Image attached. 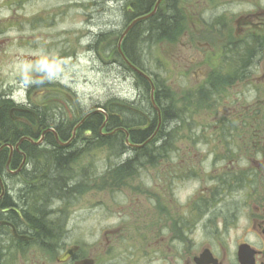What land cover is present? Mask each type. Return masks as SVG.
<instances>
[{
  "label": "rangeland",
  "instance_id": "rangeland-1",
  "mask_svg": "<svg viewBox=\"0 0 264 264\" xmlns=\"http://www.w3.org/2000/svg\"><path fill=\"white\" fill-rule=\"evenodd\" d=\"M262 1L181 0L180 7L186 18L184 31L178 32L174 40L139 47L148 70L158 79L163 76L165 83L171 87L172 92L168 95L174 98L175 105L190 113V117L186 113L187 117L178 127L179 131H176L180 135L176 142L178 157L172 160L170 155V161L162 160L158 166L148 169L141 165L135 167L137 175H128L133 177L125 181L122 176L120 182L115 184L111 182L115 176L109 172V168L125 160L130 152L120 155L121 153L112 151L107 146L84 147L81 143L69 149L70 154L72 153L70 168L66 170L64 177L59 178L63 183L70 180L68 185L74 180L68 188V205H64L65 194L54 198L52 202L51 199L48 201L49 208L65 206V212L68 211V240H79L82 237L95 240L105 226L121 227L118 229L121 239L134 241L138 260L147 255L148 246L143 241L145 224L149 223L150 227V224L158 221V217H162L163 211L160 212L158 208L159 201L165 200L169 213L172 214L175 203L168 197L169 193L164 196V189L160 186L158 189L148 190L143 181L149 180L153 175L156 178L175 176L180 162L183 166L185 163L196 167L202 173L199 179H187L180 183L179 197L170 195L181 208L177 207L178 215H173L180 222L187 219L193 221L192 210L198 200L190 205L187 200L196 186L200 188V192L206 191L200 196L207 199L208 189L213 186L211 176L207 178L208 173H219L223 169L221 162L215 160L216 149L218 146L223 148L224 142L222 135L218 134L219 125L227 116L226 103L223 106L220 104L237 88H226L217 97L219 105H204L209 110L200 111L193 106L195 103L190 92L196 93L209 79L211 68L219 63V51H222L224 45L228 41L240 42L242 34L238 19L241 11L252 5L258 7ZM132 4L133 0L130 5ZM127 5L128 0H0V32L5 31L0 34V90L4 85L21 84L19 92L27 95V90L36 82L35 77L47 78L59 84L50 86V93L56 100L55 109L74 116L78 113L85 114L99 103L106 105L114 98L121 99V102L139 101L140 105H147L140 100L139 88L133 76L114 61V55H106L105 41L97 45V51L91 46L98 33H118L123 30ZM117 42L118 39L115 40V45L112 43L113 48L116 46L117 49ZM217 77L223 76L217 74ZM34 94L39 95L38 90ZM218 109L220 111L217 113ZM171 110L174 111V108ZM116 116L120 119L123 117L122 114ZM193 128L197 132L192 135L190 131ZM230 138L240 152V128ZM74 157L76 158L73 159ZM46 172L49 173L48 170ZM183 174L186 175L185 171ZM88 179H91L90 183L82 188L74 184L75 180L86 183ZM45 183L41 181V184ZM137 185L140 187H136ZM164 185L167 192V185ZM246 196L248 202L245 201V206ZM170 201L174 204H170ZM256 203V196L245 193L241 187H234L219 195L218 200H214L209 207L208 213H200L201 223L210 222L209 219L215 223L213 227L218 235L213 243L214 249L217 255L226 258L228 263L225 261V264H233L239 240L247 237L257 242V237H262V231L248 226V213H255L253 207ZM151 206L155 207L154 218L150 217L154 222H147ZM136 216L138 221H134ZM128 217L131 218L125 221ZM228 221L229 230L225 233L224 224ZM46 228L50 232H57L52 227ZM192 238L196 242V250L201 251L210 245L197 233ZM6 248V256L15 261L13 264H28L27 259H39L37 264H43L48 258L36 248L18 250L10 245Z\"/></svg>",
  "mask_w": 264,
  "mask_h": 264
},
{
  "label": "flooded vegetation",
  "instance_id": "flooded-vegetation-1",
  "mask_svg": "<svg viewBox=\"0 0 264 264\" xmlns=\"http://www.w3.org/2000/svg\"><path fill=\"white\" fill-rule=\"evenodd\" d=\"M241 13L238 23L241 24L242 38L240 42H236L240 43V46H234V42L230 41L224 45L222 51H219L221 55L219 63L211 68L209 79L191 96L195 104H202H193L200 111L204 105H219L217 97L226 88L230 86L237 88L228 95L227 99H224L226 102L223 100L220 104L223 106L226 103L227 116L219 125L218 134L222 135L224 142L222 143L223 148L217 147L215 160L221 162L223 169L219 173L212 171L208 173L207 178L209 179V175L211 176L213 186L209 187L207 195L208 198L217 199L219 195L227 193L229 189L241 187L245 193L256 196L257 203L253 207L255 213H248L250 220L248 226L254 230L262 231V237H257V242L244 237L237 242L236 246L241 243L250 244L257 250L256 263L264 264V0L258 7L252 5L251 8H245ZM238 58H241L239 65L237 64ZM217 74L223 77L218 78ZM35 78L36 83L27 90L26 96L18 90L21 84L4 85L0 90V237H5L2 245L6 244L5 241L9 243L10 238L15 243L33 242L37 250L43 251L45 253L43 254L47 255V259H49L43 264H197L195 257L206 248L219 258L220 264H225L226 258L217 255L214 249L215 244L213 243L218 235L216 228L213 227L215 223L210 219V222H197L200 219L201 211H208V206L200 207V195L206 191L200 192V188L196 186L190 192L187 203L190 205L198 200L192 210L193 221L187 219L180 222V219L173 215H178L177 207L180 208V206L170 195L172 194L175 198L179 197L181 195L180 183L186 178L199 179L202 174L201 171H198L196 175H185L183 174V165L177 169L176 175L170 176V178H166L167 176L156 178L154 177L156 175H153L149 180H144L148 190L158 189L160 186L164 189V196L169 193L168 197H171L170 200L175 203L172 214L169 213L165 200L159 201L158 208L160 212L161 210L163 212L161 213L162 217L157 218V222L150 218H154L155 213V207L151 206L152 210L151 212L149 210L147 214V222L154 223L150 224V227L149 223L144 226L145 239L143 241L148 246L149 253L147 255L138 260L139 256H137L134 241L121 239L119 234L121 227L119 229L106 228V226L102 229L99 238L95 240L82 238L80 242L74 244L56 245L54 250V243L41 236L44 227L33 228L30 225L29 215L32 210L28 205V200L30 197L37 199L42 197V200H38L41 202L40 212L39 214L33 213L34 219L38 218L40 222L43 220L42 224L48 228L52 227L56 231L67 226L66 220L62 221L61 219L59 222L56 220L55 224H48V220L40 215L41 211L49 208L48 201L50 199L52 201L55 194V189L52 188L53 180L51 178L47 180V175L50 174L49 165L53 167L56 161L55 153L59 149H72L81 141V132L85 133L87 130L82 127L92 115L85 114L84 119L78 117L75 120L72 118L70 121L72 129H69L68 113L62 114L61 111L55 109L56 100L50 93V87L42 86L43 80L39 77ZM46 80L49 79L46 78ZM205 85L208 88H204ZM37 90L39 95L36 96L34 92ZM140 107L144 111L147 122H151V125L145 130L150 134L157 132L160 128L161 135L167 136L168 133L182 125L181 121H178V115L183 116L182 113H184L187 116L190 114L183 109H181L183 111L174 112L170 106L165 104L162 105V108L159 107L160 111L151 105L150 110H147L145 106ZM219 111L220 109L217 110V113ZM156 116L159 117L157 125ZM141 124L139 123V125ZM188 126L190 127L189 120ZM239 128L242 131L240 152L236 143L230 138V135H233ZM68 131L72 132L69 139H73V135L75 136L73 142L71 140L68 143ZM190 132L195 134L197 130L193 128ZM166 140L167 137L162 142L150 144L151 151L147 154L148 160H151L153 155L157 154L154 151L158 150L162 151V160L170 161V155L172 160L178 157L179 148L176 143ZM45 156L51 158L48 166H45L47 163ZM47 170L49 173L46 172ZM41 181H46V183L41 184ZM111 182L117 184L120 179L115 176ZM164 184L167 185V192ZM64 191L68 193V182L64 185ZM245 201L248 202L247 196L244 198V204ZM173 202L170 201V204L173 205ZM130 218H125V221ZM140 218L142 217L140 216ZM138 220L139 218L136 216L134 221ZM4 221L9 224L2 223ZM224 225L226 233L229 230L230 222L228 221ZM14 228L20 235L26 234L33 238H30L31 240L16 238L19 241L14 239ZM194 233L201 235L202 240L210 245L201 251L196 250V242L192 238ZM219 237L223 239L222 236ZM41 246H45L47 249L42 250ZM71 246H76L75 250L71 251V257L68 261L60 263L58 256L72 248ZM51 252H55V260H52V256L49 257ZM38 260H30V263L37 264ZM13 263L9 257L3 255L0 264ZM233 264H238L237 251L234 254Z\"/></svg>",
  "mask_w": 264,
  "mask_h": 264
},
{
  "label": "trees",
  "instance_id": "trees-1",
  "mask_svg": "<svg viewBox=\"0 0 264 264\" xmlns=\"http://www.w3.org/2000/svg\"><path fill=\"white\" fill-rule=\"evenodd\" d=\"M129 3L132 2V0H128ZM157 0H133V7H134V12H127L125 13L126 15V22H125V27L138 15H143L146 13H149L153 10L155 4H156ZM181 5V0H163V2L161 3V5L158 8V11L156 12V14L154 16H152L149 19L143 20L141 22H139L129 33L128 35L125 37L124 41H123V49L124 52L126 54V56L130 59V61H132L134 64H136L138 67L145 69V61L142 58V56L140 55V51L139 47L143 44H149L150 42H159L162 40H174L176 39L175 35L178 34V32H183L184 28L186 26V18H185V13H183V11L181 10L182 8L180 7ZM124 27V28H125ZM123 30L119 31V34H121ZM112 34L113 32H103L101 33V36L97 39V42L99 41H109L107 43V45L105 46V51L107 53H109V55H115V57L118 59V61L123 64V59L122 56L118 53L116 46L115 48L112 47V43L115 42L112 40ZM241 58L237 59V64L239 65V63H241V60H239ZM124 65V64H123ZM131 70V69H130ZM133 72V71H132ZM134 76L137 79V84L139 85L140 88H142V93L144 94L143 97H146L147 99H149V95H150V90H151V84L150 82L142 75H140L137 72H133ZM155 84L156 86L159 87L160 89V93L157 92L156 96L158 98V101L161 100V98L163 97V94L166 92L167 90V86L164 83L163 79H157L155 78ZM163 89V91H162ZM110 106L111 109L110 111H112V113H114L116 111V113H118L119 111H121V114L123 115V121L120 120L119 117L116 116H111L109 118V121L107 123L108 128H110V130L112 129V127H116L118 125H121V123H125L124 125L127 124H133L135 122V117L132 118L128 113L125 115V108H121L118 106H116L115 102H110ZM109 104V103H108ZM109 106L104 105L102 108L106 109ZM131 117V118H130ZM90 120V121H89ZM105 120V115L101 112H97L95 114H93L90 118H88V120H86L85 125L82 127L83 129H91L93 131V135L87 137V144L88 147H91L93 144L94 145H98L100 146L101 144L107 145L111 147L112 151H116L117 153H121L122 148L124 147V138L121 136H113V137H107L104 138L103 136L100 135L99 129L102 126V124L104 123ZM126 121V122H125ZM70 120L68 117V128L72 129V124H70ZM83 133V132H81ZM71 131H68V138L70 137ZM84 135V133H83ZM149 135V133H146L144 131H139V132H134L132 134V139L133 140H139L141 141V139H146V137ZM82 136V135H81ZM165 137V136H164ZM144 139L140 142H144ZM146 150L147 151H151L149 149V147L146 148H140L138 153H136V155L134 157L129 158L128 163L126 164L127 167L129 168H133L135 165H137V163L139 161H142V163H144V161L146 160L147 156H146ZM68 151V152H67ZM72 154V153H71ZM70 154L69 148L64 149L61 148L59 149L56 153H55V163L53 165V167H50L49 171L50 174L47 175V180L49 178H51V176H53V178H51L52 181V188L53 190L55 189V194L57 196L56 197H61L59 195H62V193H66L64 191V189H62L65 185V183L67 184V182L65 181V183H63L64 181L60 182L59 178H62V176L64 175V173L66 172V170L70 168V162H71V158L72 155ZM68 156V157H67ZM44 158H46V164L45 166H48V163L50 162V157L49 156H45ZM76 157H74L73 159H75ZM72 159V160H73ZM118 171V170H116ZM64 177V176H63ZM46 180V181H47ZM44 181V182H46ZM74 182V180H72ZM55 184V185H54ZM58 192H60V194H58ZM72 194V190L70 192ZM77 193V192H76ZM75 193V194H76ZM74 196V195H73ZM38 200H42V197H40L39 199L34 198V197H30L28 200V205L30 206L31 210L34 211L35 213L39 214V209H41V202ZM54 200V199H53ZM31 215L29 219L30 225L33 228H38V227H44L46 230L41 233L44 239H47L48 237V232H47V228L44 224H42L43 220L40 222V220L38 218L34 219L33 213L30 212ZM55 214H48V216L45 218H47L49 220V222H47L48 224H55ZM1 232V231H0ZM5 237H0V263L2 262L3 259V255H4V245L3 241H4Z\"/></svg>",
  "mask_w": 264,
  "mask_h": 264
},
{
  "label": "water",
  "instance_id": "water-1",
  "mask_svg": "<svg viewBox=\"0 0 264 264\" xmlns=\"http://www.w3.org/2000/svg\"><path fill=\"white\" fill-rule=\"evenodd\" d=\"M160 2H161V0L158 1V3L156 4V7H155V9L153 10V12H151L150 14H148V15H146V16H142V17H140V18L134 20V21L128 26V28H127V29L125 30V32L122 34L121 39H120V41H119V50H120V52H122V48H121L122 41H123L124 37L126 36V34L128 33V31H129V30L135 25V23H136L137 21H139V20H141V19H143V18H147V17L153 15V14L155 13V11H156V9H157V6L159 5ZM129 8H131V6H129ZM135 68H136V67H135ZM88 133H90V131H88ZM67 257H68V254H66L65 256H63V259H66Z\"/></svg>",
  "mask_w": 264,
  "mask_h": 264
},
{
  "label": "bare ground",
  "instance_id": "bare-ground-1",
  "mask_svg": "<svg viewBox=\"0 0 264 264\" xmlns=\"http://www.w3.org/2000/svg\"><path fill=\"white\" fill-rule=\"evenodd\" d=\"M119 108V107H118ZM69 145V144H68Z\"/></svg>",
  "mask_w": 264,
  "mask_h": 264
}]
</instances>
